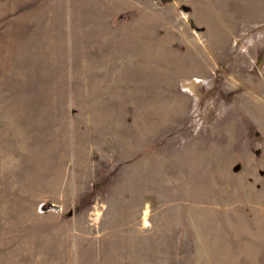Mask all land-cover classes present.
I'll use <instances>...</instances> for the list:
<instances>
[{
  "label": "rangeland",
  "instance_id": "obj_1",
  "mask_svg": "<svg viewBox=\"0 0 264 264\" xmlns=\"http://www.w3.org/2000/svg\"><path fill=\"white\" fill-rule=\"evenodd\" d=\"M0 264H264V0H0Z\"/></svg>",
  "mask_w": 264,
  "mask_h": 264
}]
</instances>
